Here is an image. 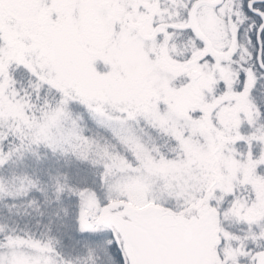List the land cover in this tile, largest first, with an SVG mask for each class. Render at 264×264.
I'll return each instance as SVG.
<instances>
[{"label": "snow or ice", "instance_id": "snow-or-ice-1", "mask_svg": "<svg viewBox=\"0 0 264 264\" xmlns=\"http://www.w3.org/2000/svg\"><path fill=\"white\" fill-rule=\"evenodd\" d=\"M0 264H264V0H0Z\"/></svg>", "mask_w": 264, "mask_h": 264}]
</instances>
